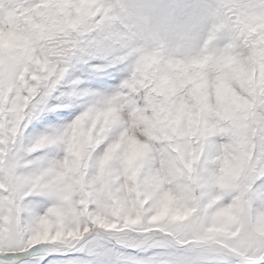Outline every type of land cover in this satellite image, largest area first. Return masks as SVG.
I'll return each mask as SVG.
<instances>
[{"label": "snow or ice", "instance_id": "6c2138e0", "mask_svg": "<svg viewBox=\"0 0 264 264\" xmlns=\"http://www.w3.org/2000/svg\"><path fill=\"white\" fill-rule=\"evenodd\" d=\"M123 11L0 0V264H264V0L179 56Z\"/></svg>", "mask_w": 264, "mask_h": 264}, {"label": "clouds", "instance_id": "9594fccd", "mask_svg": "<svg viewBox=\"0 0 264 264\" xmlns=\"http://www.w3.org/2000/svg\"><path fill=\"white\" fill-rule=\"evenodd\" d=\"M203 0H123L130 30L147 47L182 55L198 46L200 29L214 13Z\"/></svg>", "mask_w": 264, "mask_h": 264}, {"label": "rangeland", "instance_id": "374dc122", "mask_svg": "<svg viewBox=\"0 0 264 264\" xmlns=\"http://www.w3.org/2000/svg\"><path fill=\"white\" fill-rule=\"evenodd\" d=\"M213 3H214V0H203V3L201 6L208 8L209 11H211V9L213 7ZM213 26H214V20L211 17L206 19V21L204 22V24L202 25V27L200 29V33H199V37H198V41H197L198 45H202L204 40L207 39V35ZM214 43L217 47H223L224 44L226 43V41L221 38V39H218L217 41H215Z\"/></svg>", "mask_w": 264, "mask_h": 264}]
</instances>
